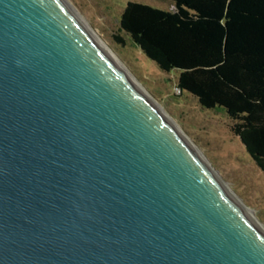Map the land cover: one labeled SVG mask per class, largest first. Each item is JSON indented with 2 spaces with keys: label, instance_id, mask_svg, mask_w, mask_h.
<instances>
[{
  "label": "water",
  "instance_id": "water-1",
  "mask_svg": "<svg viewBox=\"0 0 264 264\" xmlns=\"http://www.w3.org/2000/svg\"><path fill=\"white\" fill-rule=\"evenodd\" d=\"M192 146L62 0H0V264H264Z\"/></svg>",
  "mask_w": 264,
  "mask_h": 264
},
{
  "label": "trees",
  "instance_id": "trees-1",
  "mask_svg": "<svg viewBox=\"0 0 264 264\" xmlns=\"http://www.w3.org/2000/svg\"><path fill=\"white\" fill-rule=\"evenodd\" d=\"M129 1L119 31L203 110L224 113L264 176V0Z\"/></svg>",
  "mask_w": 264,
  "mask_h": 264
},
{
  "label": "rangeland",
  "instance_id": "rangeland-1",
  "mask_svg": "<svg viewBox=\"0 0 264 264\" xmlns=\"http://www.w3.org/2000/svg\"><path fill=\"white\" fill-rule=\"evenodd\" d=\"M66 1L264 228V176L231 132L232 122L222 112L203 110L192 96L181 93L176 88L177 73L159 70L119 31L120 15L127 2H138L159 9H166L167 2Z\"/></svg>",
  "mask_w": 264,
  "mask_h": 264
},
{
  "label": "bare ground",
  "instance_id": "bare-ground-1",
  "mask_svg": "<svg viewBox=\"0 0 264 264\" xmlns=\"http://www.w3.org/2000/svg\"><path fill=\"white\" fill-rule=\"evenodd\" d=\"M67 7L77 16V18L84 24V26L90 31V33L94 36L95 40L97 41L98 45L100 46V48L109 56V58L114 62V64L123 72V74L131 81V83L143 94L145 95V97L147 99H149L154 106L156 107V109L158 111H160L163 115H165L166 119L171 123V125L179 132V134H181L182 137L183 134L179 131V129L174 125V123L172 122V120L167 117L166 114H164V112L158 107L156 106V104L154 103V101L152 100V98L145 92V90L135 81V79L131 76V74L126 70V68L115 58L114 54L111 53V51L107 48V46L100 40V38L96 35V33L92 32L87 26L86 24L83 22V20L80 18V16H78V14L76 13V11L70 6V4L66 1V0H62ZM186 139V138H185ZM187 140V139H186ZM188 141V140H187ZM189 142V141H188ZM190 143V142H189ZM197 152V151H196ZM198 153V152H197ZM201 156V155H200ZM202 157V156H201ZM202 159H204L202 157ZM221 182V181H220ZM222 187L224 188V190L227 192V194L240 206V208L243 209L244 213L253 221L257 224V226L260 228V230L263 232L264 234V228L257 223V221L254 219L252 213L247 210L241 203L240 201H238L235 196L230 192V190L226 187V185L221 182Z\"/></svg>",
  "mask_w": 264,
  "mask_h": 264
}]
</instances>
